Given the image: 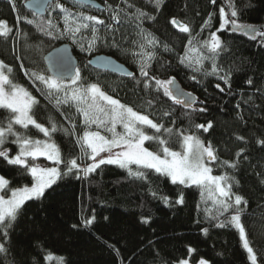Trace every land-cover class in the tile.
<instances>
[{"label":"trees","instance_id":"obj_1","mask_svg":"<svg viewBox=\"0 0 264 264\" xmlns=\"http://www.w3.org/2000/svg\"><path fill=\"white\" fill-rule=\"evenodd\" d=\"M25 1L0 0V21L5 22L7 31L10 29L6 37H0V61L11 67L12 82L24 87L38 101L33 108L37 122L50 127L52 117L58 126L68 130V134L58 131L52 135L62 157L80 155L76 136L84 131L83 117L74 102L55 106V99L47 95L45 85L32 73L48 75L42 61L44 54L68 43L78 60L83 86L96 83L106 94L148 115L153 122L174 130L187 129V134L211 143L220 161L237 162L234 169L212 163V174L227 173L238 181L233 183L232 192L246 201L239 206L243 209L241 223L257 264H264V145L257 143L264 140V36L255 35L253 39L233 30L231 25L217 31L222 48L217 50L216 63L225 71L230 70L229 83L225 84L217 75H204L203 70L194 72L192 66H186L187 62L180 63V58L192 48L205 56L212 55L200 44L219 28L221 7L230 18L228 0H216L215 4L211 0H162L159 10L155 0H128L134 5L127 9L129 13L140 9L154 19L121 24L115 26L114 32L102 29L104 40L97 41L91 49H88L90 31L83 32V40H79L78 34L79 42L73 43L68 36L54 39L46 35L38 25L51 19L55 25L53 33L64 28L63 17L55 6L57 2L88 11L106 24L113 23L107 5L126 8L125 0H96L104 6L101 11L68 0H53L42 17L26 11ZM233 3L239 13L238 23L264 25V0H233ZM173 19L176 25L171 23ZM27 20L35 23L29 24ZM137 23L150 34L148 39L155 37L154 46L137 34L140 32ZM180 25H187L190 32H182ZM189 39L193 41L191 45ZM165 44L171 51L164 50ZM149 51H155L156 55L149 63L148 77H144L140 62L142 53ZM96 55L112 57L133 75L120 76L92 68L88 61ZM203 69L211 71L212 61L204 64ZM150 77L160 80L174 77L182 89L195 96V103L187 108L175 103L164 95L162 88L157 91L155 80ZM145 79L148 89L144 87ZM148 101H152L151 106ZM201 108L206 110L199 111ZM165 111L169 113L167 116L163 114ZM9 115V110L0 108V121L6 122ZM209 122L212 127L207 132L195 127L207 126ZM144 128L149 135L155 131ZM91 130H96V126L92 125ZM27 131L38 136L31 127ZM179 139L173 136V150L180 149ZM147 147L159 149L156 142H148ZM240 149L244 151L237 156ZM8 154L9 157L16 154L13 145ZM60 167L63 169V165ZM144 171L146 178L137 179L125 169L104 164L87 178L70 175L57 180L43 198L26 202L17 221L8 229L7 239L0 233V243L7 249L0 253V264H61L60 257L62 264H176L184 259L197 263L201 258L208 264H252L231 223L218 226L230 219L234 207L219 215L217 206L205 209V203H200V187L173 184L153 170ZM0 175L9 181L10 188L32 181L26 168L11 165L2 157ZM181 194L183 203H177ZM164 197L168 198L167 204ZM217 216L218 219L213 218ZM93 217L92 224L84 223ZM189 248L193 251L189 252ZM49 254L53 259L46 260Z\"/></svg>","mask_w":264,"mask_h":264},{"label":"snow or ice","instance_id":"obj_2","mask_svg":"<svg viewBox=\"0 0 264 264\" xmlns=\"http://www.w3.org/2000/svg\"><path fill=\"white\" fill-rule=\"evenodd\" d=\"M90 2V0H89ZM107 2V0H106ZM213 4L216 0H211ZM76 4L83 5L86 0H75ZM126 8L116 6L113 8L108 4L111 10V20L113 23H107L105 20L98 18L95 15H88L83 12L73 14L69 9L65 8L63 4L57 2L56 8H59L64 13V28L61 30L56 29L53 33L51 29L55 28L51 19L42 21L38 25L40 31L45 32L46 35L52 38H63L68 36L73 43H78L79 40L85 39L83 32L90 31L91 39L88 43V49H91L97 41H103L104 37L101 35V30L104 32H114L117 30L115 26L121 24L131 23L134 20L140 21L144 18L154 19L148 17L146 13L140 9H135L134 12L129 13L127 9L134 8L132 3L125 0ZM157 10H159L162 0H155ZM228 7L230 9V18L226 15L225 8L219 9L220 25L217 31H222L226 25H231L232 29L236 31H249L255 35L264 36V32L257 31L254 26L244 25L238 23L236 17L238 10L233 3V0H228ZM212 14H209L211 19ZM27 23L34 24L35 21L27 20ZM173 25L177 21H171ZM208 21H205V25ZM5 25L4 21H0V28ZM137 28L140 32L137 34L147 41L148 44L155 45V37L148 39L150 34L143 31L141 25L137 23ZM182 32H190L187 25H180ZM8 31H0V37H6ZM78 34L79 40H78ZM253 35V39L255 38ZM115 44V42H113ZM135 43V42H134ZM193 43L189 39L188 44ZM144 45H141L143 50ZM201 48H207L208 52L212 53L211 56L202 55L200 59L196 60L193 66L194 72H201L204 75H217L220 79L224 80L225 84L229 83L230 70L225 71L220 68L216 63V56L219 54L218 49L222 48L221 40L216 35V32L211 33V40H205L200 44ZM81 50H85L81 44ZM165 51H171L167 44L164 45ZM143 59L141 60L140 73L141 76L148 77V67L152 59L155 58V51L142 53ZM209 59L212 61V69L208 71L203 69V60ZM187 51L185 56L180 58V63L185 64L188 61ZM59 75H43L33 72L32 75L36 80L45 85L47 95L56 101L57 107L60 104H69L74 102L77 112L83 117L82 123L84 131L82 135L76 136V145L80 148L79 156H70V158H63L59 146L52 140V135L58 131H63L68 134V130L57 125L52 117H49L50 127L37 122L34 118L33 108L38 104V101L22 86L15 84L10 79L9 74L12 72L11 67L0 61V108L10 111V115L6 122L0 121V157L4 158L11 165H19L26 168L27 173L32 178L30 186L8 189L9 181L3 176H0V190L10 191V195L0 194V233L3 238L7 239L8 229L13 227L21 214L26 202L41 199L44 197L46 191L50 189L59 179L64 176L75 175L78 179L87 178L101 165L115 164L121 168L127 169L129 176L137 179H145L146 171L153 170L155 173L168 177L173 184L180 185H195L200 187L202 195L207 192L209 198L213 199V203L217 206L219 215H223L230 208H235V212L231 215L230 219L226 222L218 224L219 227H224L225 223H231L239 230L243 247L249 254V260L252 264H256L257 257L254 254L253 248L249 246V241L245 235L244 226L241 223V213L243 209L239 206L244 201L241 195L232 192L233 183H238L234 176L227 173L222 175H213L212 163H219L222 166L226 165L228 168H236L238 166L236 161H220L216 150L211 143L207 146L195 134H187L188 130H174L166 128L161 123H155L148 115L140 114L139 111L133 110L132 107L122 104L118 99H114L111 95L106 94L101 90V87L96 83H89L83 86L80 82L82 80L81 70L70 62L67 57L59 56L56 61ZM186 66H192L191 61ZM7 68V73L4 69ZM224 72V75H220ZM127 75L132 76L131 72ZM155 80L157 91L162 88L164 95L174 100L177 104H183L191 107L194 103V98L190 93H184L178 87H174L175 78L167 80H160L155 77H150ZM195 79V76L192 77ZM145 89L149 88L148 79L143 81ZM248 83H252L251 80ZM220 88V85H216ZM224 91L223 88H220ZM60 94H63L62 97ZM151 106L152 101H148ZM206 109H199L205 111ZM165 116L169 113L164 112ZM14 125H20L22 128L27 129L29 125L35 127L39 132L47 138L45 140L32 139L26 133L17 132ZM92 125L96 126V130H91ZM117 125L123 128V132L117 131ZM144 126H147L154 131L149 135L145 131ZM75 124H73V135H75ZM197 129H203L205 132L212 127L211 122L207 126L196 124ZM103 130L108 135L102 134ZM9 136L15 137L13 143L18 145L19 151L14 157H9L8 150L4 148ZM173 136H178L180 142V151L173 150L171 144L173 143ZM243 140V137H237ZM145 142H156L159 145V151H150L145 147ZM258 144L264 145V140H258ZM118 151H114L117 150ZM240 149L236 153L237 156L243 152ZM105 154V155H102ZM44 157L52 162L54 166H41L36 163L38 158ZM31 158V163L29 162ZM87 161H90L88 163ZM63 165V169H61ZM136 166L133 169L130 166ZM234 197V199H233ZM223 198H228L227 200ZM164 202L168 203V198L164 197ZM177 203H183V195L177 199ZM217 218V217H213ZM93 218L84 221L86 224H92ZM147 222V221H145ZM207 233V229H203ZM3 243H0V253L6 252ZM193 249L189 248V252ZM46 260L53 259L49 254L45 257ZM61 264L63 257L59 258ZM179 264H188L187 260H181ZM198 264H208L206 260L201 258Z\"/></svg>","mask_w":264,"mask_h":264},{"label":"water","instance_id":"obj_3","mask_svg":"<svg viewBox=\"0 0 264 264\" xmlns=\"http://www.w3.org/2000/svg\"><path fill=\"white\" fill-rule=\"evenodd\" d=\"M68 1L76 4L75 0H68ZM52 2L53 0H26L24 3V9L36 16L42 17L46 14L49 5ZM77 5H80V4H77ZM81 6L89 7L94 10H98V11H101L104 9V6L100 4L99 2H97L96 0H90V2L89 0H86V3ZM255 28L257 29V31H264V25L255 26ZM242 33L246 34L249 37H252L253 35H255L254 33H251L249 31H242ZM61 55H63L64 57H67L72 64L78 67V60L72 51L71 45L68 43H63V44H60L52 48L48 52H46L42 58L45 70L48 75L55 76V75L60 74L57 69L56 61ZM88 64L89 66L97 70L109 72V73L120 75V76H129L127 75V73L131 72L123 64L117 62L112 57L106 56V55H96L89 59ZM174 87H178L184 93H188L184 89L181 88V86L176 80H175ZM191 96L194 98V103H195V100H196L195 96L193 94H191ZM181 105L187 108V106L183 104Z\"/></svg>","mask_w":264,"mask_h":264},{"label":"rangeland","instance_id":"obj_4","mask_svg":"<svg viewBox=\"0 0 264 264\" xmlns=\"http://www.w3.org/2000/svg\"><path fill=\"white\" fill-rule=\"evenodd\" d=\"M65 8H67V9H69L73 14H76V13H78V12H83V13H85V14H88V15H91V13L90 12H88V11H80L78 8H74L73 6H69V5H65ZM58 11H59V14H61L62 15V17L64 16V13H62L61 11H60V9L58 8ZM63 19V18H62ZM0 31H7V29H6V26L4 25L3 26V28H0ZM212 32H216V35L219 37V35H218V33H217V30H214V31H211L210 33H209V37H208V41H210L211 40V33ZM187 55H188V58H189V60L188 61H186L187 63L189 62V61H191V64H192V67L193 66H195V62H196V60H198V59H200V57L202 56V55H204V54H202L198 49H195V48H192L188 53H187ZM205 56V55H204ZM209 63V59H204L203 60V65L204 64H206V63ZM4 71L7 73V68H5L4 69ZM24 88V87H23ZM33 128L37 133H38V136H34V135H32V134H30L28 131H27V129L28 128ZM144 127H147V126H144ZM14 128H15V130L17 131V132H21V133H26L30 138H32V139H39V140H45V139H47L44 135H43V133H41V132H39L35 127H33L32 125H29L28 126V128L27 129H24V128H22L20 125H14ZM93 131H95V130H93ZM117 131H119V132H123V128L120 126V125H117ZM101 133L102 134H105V135H108L107 133H105L103 130H101ZM15 140V137H13V136H9L8 137V139H7V142L4 144V148H6L7 150H10V148H11V145H13L15 148H16V154L15 155H17V153H18V151H19V148H18V145L16 144V143H13V141ZM53 140V139H52ZM54 141V140H53ZM147 143L148 142H145V147H147ZM205 143V142H204ZM205 145L207 146V143H205ZM147 148H149V147H147ZM119 149H117V150H114V151H118ZM149 150L150 151H159V149H157V150H153V149H150L149 148ZM181 150V147H180V149H177L176 151H180ZM14 155V156H15ZM102 155H105V154H102ZM13 156V157H14ZM29 162L31 163V158H29ZM88 163H90V161H87ZM36 163H38V164H40L41 166H48V167H51V166H54L53 164H52V162H50V161H48L47 159H45L44 157H40V158H38V160L36 161ZM112 165H114V166H117V167H119L118 165H115V164H112ZM210 167H211V165H209ZM130 167H132L133 169H135V167L136 166H134V165H132V166H130ZM119 168H121V167H119ZM122 169H124V168H122ZM126 171H128L127 169H125ZM1 176V175H0ZM168 178V177H167ZM169 179V178H168ZM170 180V179H169ZM171 181V180H170ZM31 183H32V181H31ZM31 183L30 184H28V186H30L31 185ZM23 186H25V185H23ZM23 186H20V187H23ZM188 186V185H187ZM197 187V186H196ZM15 188H19V187H15ZM15 188H10L9 186H8V189H15ZM200 190V193H201V200H200V203H205V209H207V208H211V207H213V206H215L214 205V203H213V199H211V198H209V196H208V194H207V192H204V194L202 195V189H199ZM0 194H5L6 196L7 195H10V191H5V190H0ZM223 199H225V200H227L228 198H223ZM234 199V198H233ZM198 206L199 207H201V205L200 204H198ZM232 225V224H231ZM233 226V225H232ZM234 227V226H233ZM235 228V227H234ZM237 231H238V233H239V230L237 229V228H235ZM240 235V234H239ZM242 242V241H241ZM242 246H243V242H242ZM244 248V247H243ZM245 249V248H244ZM245 251H246V249H245ZM247 252V251H246ZM247 255H248V259H249V254H248V252H247ZM184 260H187L188 261V264H198V262L197 263H191L188 259H184ZM250 261V260H249ZM180 262V261H179ZM179 262H177L176 264H179ZM251 262V261H250ZM252 263V262H251ZM256 264H257V262H256Z\"/></svg>","mask_w":264,"mask_h":264}]
</instances>
